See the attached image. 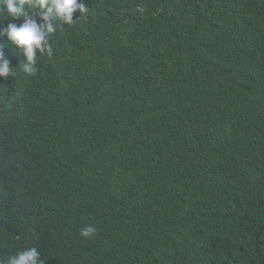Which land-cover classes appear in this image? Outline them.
Returning a JSON list of instances; mask_svg holds the SVG:
<instances>
[{
    "label": "trees",
    "instance_id": "obj_1",
    "mask_svg": "<svg viewBox=\"0 0 264 264\" xmlns=\"http://www.w3.org/2000/svg\"><path fill=\"white\" fill-rule=\"evenodd\" d=\"M85 2L35 75L0 37V260L264 264V0Z\"/></svg>",
    "mask_w": 264,
    "mask_h": 264
},
{
    "label": "clouds",
    "instance_id": "obj_2",
    "mask_svg": "<svg viewBox=\"0 0 264 264\" xmlns=\"http://www.w3.org/2000/svg\"><path fill=\"white\" fill-rule=\"evenodd\" d=\"M77 11L81 15L74 20ZM87 12L85 0H0V37H6L5 42L23 55L24 62H19L23 73L26 76L35 75L38 55L49 59L54 56L51 37L64 26L73 25ZM4 48L0 47V77H14L13 66ZM96 232L93 225H86L79 234L87 240ZM0 264H46V261L41 259L36 247H30L9 256L7 261L0 260Z\"/></svg>",
    "mask_w": 264,
    "mask_h": 264
}]
</instances>
